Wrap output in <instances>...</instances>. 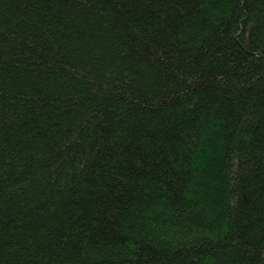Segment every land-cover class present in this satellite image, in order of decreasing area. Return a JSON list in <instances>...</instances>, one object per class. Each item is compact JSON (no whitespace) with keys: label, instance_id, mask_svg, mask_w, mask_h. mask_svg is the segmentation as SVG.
Returning a JSON list of instances; mask_svg holds the SVG:
<instances>
[{"label":"trees","instance_id":"1","mask_svg":"<svg viewBox=\"0 0 264 264\" xmlns=\"http://www.w3.org/2000/svg\"><path fill=\"white\" fill-rule=\"evenodd\" d=\"M264 0H0V264H261Z\"/></svg>","mask_w":264,"mask_h":264},{"label":"water","instance_id":"2","mask_svg":"<svg viewBox=\"0 0 264 264\" xmlns=\"http://www.w3.org/2000/svg\"><path fill=\"white\" fill-rule=\"evenodd\" d=\"M261 264H264V260H263V262Z\"/></svg>","mask_w":264,"mask_h":264}]
</instances>
